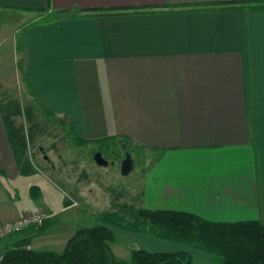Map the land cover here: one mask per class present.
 Returning a JSON list of instances; mask_svg holds the SVG:
<instances>
[{
    "label": "crops",
    "instance_id": "0c3cea01",
    "mask_svg": "<svg viewBox=\"0 0 264 264\" xmlns=\"http://www.w3.org/2000/svg\"><path fill=\"white\" fill-rule=\"evenodd\" d=\"M227 1L264 3L0 0V80L19 77L81 139L114 137L158 154L141 178V208L264 221V8L196 10ZM58 10L68 12L41 20ZM13 143L0 107V223L40 211L71 221L5 236L0 253L27 237L33 249L60 251L93 226L79 225L91 214L72 196L58 209L43 189L33 198L44 177L23 171Z\"/></svg>",
    "mask_w": 264,
    "mask_h": 264
},
{
    "label": "rangeland",
    "instance_id": "374dc122",
    "mask_svg": "<svg viewBox=\"0 0 264 264\" xmlns=\"http://www.w3.org/2000/svg\"><path fill=\"white\" fill-rule=\"evenodd\" d=\"M12 77V80H0V107L16 148L20 143L17 132L24 135L25 148H17L23 170L43 175L44 183L40 188L45 191L44 203L49 208L58 209L59 198L64 196L68 200L72 196L91 214V220L79 225L106 223L111 226L117 233V240L111 246L123 259L130 258L133 249L147 247L151 251L185 249L191 252L196 263H212L213 255L208 251L163 239L157 235L159 230L138 218L143 171L158 154H152L146 148L141 149L140 154L130 149L135 167L127 175L120 170L122 151L118 157L112 158L114 164L98 165L94 154L102 146L99 143L76 144L66 121L44 115L29 97L19 77ZM49 186L56 191L50 192ZM54 220L50 219L46 224L50 229L54 227L61 231L71 221L62 212ZM46 249L61 248L47 246Z\"/></svg>",
    "mask_w": 264,
    "mask_h": 264
},
{
    "label": "trees",
    "instance_id": "16d2710c",
    "mask_svg": "<svg viewBox=\"0 0 264 264\" xmlns=\"http://www.w3.org/2000/svg\"><path fill=\"white\" fill-rule=\"evenodd\" d=\"M245 3L241 5L236 1H227L219 7L196 10H246V5L248 9L253 10L264 8L263 2ZM86 11L98 13L95 10ZM67 12L68 10H58L53 15L44 16L41 20L62 19ZM115 13L122 12L107 10L98 14ZM42 111L44 115L53 117L47 109L43 108ZM70 132L76 144L99 143L102 147L98 150L108 155L114 150L120 154L124 146L136 151L137 154H140V150L143 149L114 137L84 140L74 130L71 129ZM17 138L20 142L17 148H25L24 135L17 132ZM13 142L16 148V143L14 140ZM157 158L158 155L154 159ZM153 162L154 160L144 169L143 175ZM30 193L33 198H39L42 194L41 188L38 185H31ZM137 215L143 223L159 230L157 234L159 237L194 245L211 253L212 263L207 264H264V221L262 220L217 222L186 211L147 208H140ZM47 221L37 226L38 233L49 228ZM115 240H117V233L106 223L77 229L60 251L33 249L29 247L30 239L27 237L6 247L0 264H199L194 261L191 252L185 249L151 251L140 247L132 250L130 258L123 259L116 255L111 246Z\"/></svg>",
    "mask_w": 264,
    "mask_h": 264
},
{
    "label": "built area",
    "instance_id": "2783aa9c",
    "mask_svg": "<svg viewBox=\"0 0 264 264\" xmlns=\"http://www.w3.org/2000/svg\"><path fill=\"white\" fill-rule=\"evenodd\" d=\"M48 213L44 211L32 212L16 218H12L0 223V239L5 236L20 232L31 226H41L45 219L48 217ZM4 257V252L0 253V262Z\"/></svg>",
    "mask_w": 264,
    "mask_h": 264
},
{
    "label": "water",
    "instance_id": "95a60500",
    "mask_svg": "<svg viewBox=\"0 0 264 264\" xmlns=\"http://www.w3.org/2000/svg\"><path fill=\"white\" fill-rule=\"evenodd\" d=\"M94 160L100 166H108L109 164H114V160H108L102 151H97L94 154ZM135 167V159L131 152L126 151L125 157L121 160L120 169L121 173L127 175L133 171Z\"/></svg>",
    "mask_w": 264,
    "mask_h": 264
},
{
    "label": "flooded vegetation",
    "instance_id": "af4514ba",
    "mask_svg": "<svg viewBox=\"0 0 264 264\" xmlns=\"http://www.w3.org/2000/svg\"><path fill=\"white\" fill-rule=\"evenodd\" d=\"M126 151L131 152L130 149H128V148H126V146H124V149L122 150V152H124V155H125V152H126ZM131 153H132V152H131ZM103 154H104V153H103ZM104 155H105V154H104ZM124 155L122 156L121 159H123V158L125 157ZM132 155H133V154H132ZM115 156L118 157V151H117V150L112 151V153L110 154V156H109V155H108V156L105 155V157H106L108 160H110V161H111L112 158L115 157ZM134 159H135V158H134ZM120 164H121V162H120ZM109 165H110V164H109ZM109 165H108V166H109ZM120 170H121V169H120Z\"/></svg>",
    "mask_w": 264,
    "mask_h": 264
}]
</instances>
